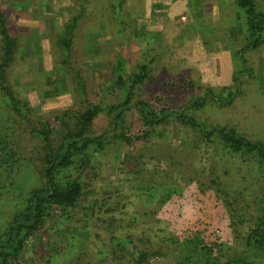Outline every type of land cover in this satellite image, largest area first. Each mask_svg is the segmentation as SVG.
Segmentation results:
<instances>
[{
  "label": "trees",
  "instance_id": "1",
  "mask_svg": "<svg viewBox=\"0 0 264 264\" xmlns=\"http://www.w3.org/2000/svg\"><path fill=\"white\" fill-rule=\"evenodd\" d=\"M125 3L109 0L106 4L119 34L125 26L121 19ZM234 4L240 11L245 43L233 55L242 72L252 76L241 52L264 45V4L258 6L255 0H234ZM86 9L83 0H73L67 22L54 23V44L63 57L57 71L67 81L74 80L78 105L52 118L38 117L14 82L10 66L22 36L11 33L7 14L0 10V196L16 189L18 175L22 183L29 178L32 183L29 188L21 186L12 213L0 222V264H20L28 249L32 264H161L163 259L171 260L169 264H264V139L244 136L231 125H208L193 115L206 103L231 105L239 93L237 76L242 72L233 73L234 87L219 88L196 86L190 80L174 89L168 76L170 83L162 95L154 91L152 98L143 99L142 86L157 81L153 59L137 62L127 73L123 57L117 56L112 88L90 89L80 68L67 67L75 30ZM196 88L199 91L186 103L174 101L182 89ZM130 113L137 120L136 128L127 125ZM100 121L104 129L97 133L94 127ZM173 123L200 151L217 140L225 155L251 167V179L242 190L231 193L218 175L199 190L202 195L212 190L224 209L215 224L212 214L201 209L202 227L177 230L170 228L168 217L155 218L156 211L149 209L173 197L178 200L183 188L173 179L146 185L155 172L136 143L144 145L153 132L169 133ZM114 139L134 148L123 162L132 179L123 186L108 187L96 162ZM223 219L230 232L221 228ZM50 235L53 240L48 244ZM229 235L233 243L228 242Z\"/></svg>",
  "mask_w": 264,
  "mask_h": 264
},
{
  "label": "rangeland",
  "instance_id": "2",
  "mask_svg": "<svg viewBox=\"0 0 264 264\" xmlns=\"http://www.w3.org/2000/svg\"><path fill=\"white\" fill-rule=\"evenodd\" d=\"M83 1L87 9L75 30L67 67L80 68L90 89L112 88V66L117 56L123 57L127 73L132 72L137 62L153 59L157 81H147L142 86L140 97L143 99L152 98L154 91L162 95L160 92L170 83L168 76L174 80L171 81L174 89L185 85L182 81L190 80L195 81V85L219 88L234 87L233 73L243 71L233 55L245 43L239 27L240 11L234 0H126L121 17L125 26L120 34L108 10L109 0ZM255 3L261 6L264 0H255ZM72 7L73 0H0V10L7 14L11 33L22 36L15 61L10 66L11 74L40 118H52L78 105L73 93L74 80L71 77L67 81L57 71L63 64V57L54 44L57 34L54 23L56 21L57 26L67 22ZM241 55L252 76L245 72L238 74L240 90L232 104L218 107L206 103L193 115L208 125H231L244 136L264 139V45L256 51H242ZM198 91L197 88L194 91L182 89L175 94L174 101L184 104ZM127 125L136 128L133 113L128 115ZM103 129L102 121L94 127L97 133ZM168 132L162 135L153 132L144 145L136 143L143 147L155 172L154 179L146 185L175 180L183 191L178 200L173 197L166 203L152 204L149 209L156 211L155 218H160L161 214L168 217L170 228L177 230L202 227L201 209L212 214L215 224L216 216L224 214V209L211 195L212 190L206 191L210 197L199 190L216 175L231 193L242 190L251 179L248 173L251 167L240 158L225 155L217 140L203 152L201 147L196 148L183 138L176 123ZM112 141L114 143L107 146L106 154L98 159L96 167L106 186L119 187L132 179L123 162L134 148L123 141ZM203 156L206 158L201 159ZM225 169L227 173L223 174ZM23 174L30 175L24 171ZM15 182L16 189L0 196V222L12 213L21 186H32L29 185L31 178L22 183L19 175ZM220 224L230 232L224 219ZM52 240V235L46 238L48 244ZM228 242L233 243L231 235ZM28 251L20 264H32ZM170 261L163 259L161 264Z\"/></svg>",
  "mask_w": 264,
  "mask_h": 264
}]
</instances>
